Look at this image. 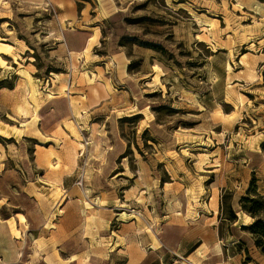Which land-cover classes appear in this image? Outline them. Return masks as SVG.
<instances>
[{"label":"rangeland","instance_id":"obj_1","mask_svg":"<svg viewBox=\"0 0 264 264\" xmlns=\"http://www.w3.org/2000/svg\"><path fill=\"white\" fill-rule=\"evenodd\" d=\"M68 31L97 36L96 46L70 56ZM118 53L124 74L110 62ZM96 62L108 64L98 77ZM99 84L110 91L101 101L91 96ZM262 143L264 0H0V216H46L29 252L98 264L104 244L110 264H127L158 237L193 247L214 223L219 248L204 264H264L252 234L238 230L254 220L237 207L239 222L228 220L232 196L264 199ZM45 149L39 165L69 173L68 187L34 167ZM210 198L218 219L209 220ZM77 217L87 229L110 221L105 238H83L92 253L59 235Z\"/></svg>","mask_w":264,"mask_h":264},{"label":"crops","instance_id":"obj_2","mask_svg":"<svg viewBox=\"0 0 264 264\" xmlns=\"http://www.w3.org/2000/svg\"><path fill=\"white\" fill-rule=\"evenodd\" d=\"M68 15V14H67ZM71 16V15H70ZM63 21L66 23L68 21V27H70L73 23V20L71 17L67 16V18L63 19ZM98 41V37H95ZM94 41V46L95 40L93 36L88 37V33L83 32V31H68L67 34L63 38L64 45L66 46L68 50V54L71 55H76L77 53H81L86 46H88L90 41ZM110 62L113 63V68H118L120 64V70L121 74H124V72L127 70L128 67V61H126L124 55L121 53L114 54L113 58L110 59ZM105 66V67H103ZM108 66L107 63H101V62H96L93 65H90L92 67V70L96 73L95 75L98 77L99 75V69L101 71H104L106 67ZM101 76V75H99ZM122 76V75H121ZM117 78V77H116ZM120 78V77H119ZM123 78V76H122ZM110 91L102 89V86L96 85L93 87L91 96L96 98L97 100L101 101L105 97V95H108ZM83 146V145H82ZM63 152V153H62ZM61 153L57 152V155L60 156H65V152L62 151ZM49 150L45 149V153L41 151L39 155H36L37 152L35 151L36 157L34 158V167L38 170H40L41 173V178H44L45 181L49 182H56L57 187H62L64 189V183L69 177V173H64V171L60 170L58 172L50 171L48 168L45 167V164L43 166L39 165V163H45V159L43 156H48ZM264 156V155H263ZM79 157V155H78ZM264 158V157H263ZM117 159V157H116ZM55 163V161H54ZM264 163V162H263ZM262 163V164H263ZM56 164V163H55ZM261 164V162H260ZM79 169V168H78ZM75 171V165H73L71 172ZM250 172V171H249ZM69 184H67L68 187ZM222 188V187H221ZM26 194L28 199H34V196L31 194V187L26 186ZM24 189V190H25ZM29 191V193H28ZM70 191H66L65 194H67ZM232 202L230 203V208L231 210L235 213L236 215V221L233 222L230 226H234L236 223L239 222L240 217L238 212H236L235 207H237L240 210V205H239V200L240 198H237L235 195L232 196ZM66 200H68V197H66ZM208 206L211 207V210L208 212L209 214V220L218 219L217 215L219 214L220 211V201L217 200L213 202V198H210V202ZM66 207L65 204V208ZM105 211V209L103 208ZM36 211H31L25 214L22 213H13V214H8L6 217L2 218L0 216V264H68V260H64L59 258L57 255V252H54L53 254H46V255H37L33 254L32 252H29L30 246L27 245V238L31 236L34 241H35V232L38 231L41 227H43L46 223V216L43 215V213L39 212L38 214ZM201 214V213H200ZM199 214V217L201 216ZM207 214V213H206ZM206 214H203L201 217L205 218L207 216ZM241 214L253 220L249 216H246L242 211ZM13 215V216H12ZM18 215L24 216L27 219L28 223V228L26 231H20L19 230V223H17L16 219ZM95 216H100L97 214H93ZM78 224L75 225V227H71L69 229H66L64 232L60 233L59 235L63 236H70V237H77L76 238V243L83 242L81 243L82 249L80 250L81 252L85 249V251H88V248L90 247V250L87 254L90 252L92 253V250H95L92 248L94 245L92 242L88 240H83L85 236H100L103 235L105 238V230L106 227H108V224L110 221H103L102 222V228H84L80 226L79 222L81 221L79 217H77ZM16 221V231L20 234V238H16L15 236L12 235V229L10 228L9 224L14 223ZM61 220L58 221L60 223ZM214 223H211V230L210 232H207V230H203L202 237H200L197 241V245L188 248V245L184 241V237L181 235H175L173 239L169 241V243L164 244L160 237L157 238L156 242L152 244L153 242H149L147 246H145L143 249H135L132 250V252L129 254L128 259L126 260L127 264H184L183 261V256L186 255L185 258L187 259V264H204L208 258H210V253L216 251L217 248H219L218 244V237H219V228L218 225L215 227ZM242 226H248L244 223H240L238 225V230L241 231ZM38 236V235H37ZM209 236V240L205 246V237ZM239 239H237L238 242ZM151 241V240H150ZM235 244V243H233ZM254 246V244L252 245ZM202 247H204V251L201 250ZM237 246L233 245L232 250H236ZM59 250V249H58ZM61 250V249H60ZM231 251L230 249H228ZM227 250V251H228ZM244 250H246L243 247V250L239 252V254L244 253ZM248 250V248H247ZM79 251V252H80ZM116 252L121 253L122 249L121 248H116ZM93 255L98 256L99 260L97 261L98 264H110V252L108 248H105V245L102 244V247L96 251ZM91 259L95 261L96 259L91 256ZM182 260V261H180Z\"/></svg>","mask_w":264,"mask_h":264},{"label":"trees","instance_id":"obj_3","mask_svg":"<svg viewBox=\"0 0 264 264\" xmlns=\"http://www.w3.org/2000/svg\"><path fill=\"white\" fill-rule=\"evenodd\" d=\"M261 151L264 153V143L261 144ZM255 184L254 178L250 187ZM240 209L243 213L248 215L254 221L248 226H242V231H249L254 237V246L264 256V199H262L257 192L251 194L247 191V197L239 200ZM263 211V213H261ZM228 220L236 221V215L229 207ZM263 217V219H261Z\"/></svg>","mask_w":264,"mask_h":264},{"label":"bare ground","instance_id":"obj_4","mask_svg":"<svg viewBox=\"0 0 264 264\" xmlns=\"http://www.w3.org/2000/svg\"><path fill=\"white\" fill-rule=\"evenodd\" d=\"M3 136H6V133L2 131Z\"/></svg>","mask_w":264,"mask_h":264},{"label":"built area","instance_id":"obj_5","mask_svg":"<svg viewBox=\"0 0 264 264\" xmlns=\"http://www.w3.org/2000/svg\"><path fill=\"white\" fill-rule=\"evenodd\" d=\"M79 184H80V182H79Z\"/></svg>","mask_w":264,"mask_h":264}]
</instances>
